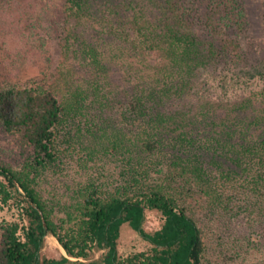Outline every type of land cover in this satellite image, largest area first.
I'll use <instances>...</instances> for the list:
<instances>
[{"label": "trees", "instance_id": "16d2710c", "mask_svg": "<svg viewBox=\"0 0 264 264\" xmlns=\"http://www.w3.org/2000/svg\"><path fill=\"white\" fill-rule=\"evenodd\" d=\"M52 18L0 0L2 54L59 49L37 85L0 88V129L32 150L0 163V264H264V60L243 0H61ZM72 142L95 176L54 221L35 179ZM124 229L149 249L121 256Z\"/></svg>", "mask_w": 264, "mask_h": 264}, {"label": "rangeland", "instance_id": "374dc122", "mask_svg": "<svg viewBox=\"0 0 264 264\" xmlns=\"http://www.w3.org/2000/svg\"><path fill=\"white\" fill-rule=\"evenodd\" d=\"M18 3H26L28 0H16ZM46 19L53 20L61 0H35ZM248 15V27L246 34L249 40L248 60L256 63L264 60V0H243ZM48 11V16L44 14ZM26 45L17 44L11 40L6 49L8 52H0V88L17 86H35L41 71H45L50 63L56 60L58 54V42L53 41L48 46L49 53L45 57L24 58L20 55L21 49ZM56 64V63H55ZM54 64V65H55ZM47 69V70H48ZM39 73V74H38ZM257 88V87H256ZM261 89V85L258 86ZM32 150L14 136L0 129V163L12 165L22 169L25 159L29 157ZM58 166L52 167L51 173L40 175L35 179V189L38 191L44 203L51 210L54 221H59L64 215L65 208L76 200V192L91 180L94 169L89 168L93 164L87 162V151L72 142L71 146H65ZM110 161V160H106ZM91 176V178H90ZM12 218V213L7 210L0 211V219ZM160 214L148 212L145 227L155 230L160 227ZM234 231L243 232L244 222L236 223ZM45 255L58 259L61 255L66 256L64 250L59 246L56 239L48 235L46 238ZM150 245L138 234L130 229L122 231L119 239L118 251L121 256L132 252L148 250ZM105 250L96 253L94 259H99ZM104 255V254H103Z\"/></svg>", "mask_w": 264, "mask_h": 264}, {"label": "water", "instance_id": "95a60500", "mask_svg": "<svg viewBox=\"0 0 264 264\" xmlns=\"http://www.w3.org/2000/svg\"><path fill=\"white\" fill-rule=\"evenodd\" d=\"M41 217H42V220H43V224L45 225V221H44V217H43L42 213H41Z\"/></svg>", "mask_w": 264, "mask_h": 264}]
</instances>
